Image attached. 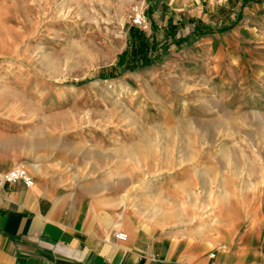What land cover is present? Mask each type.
<instances>
[{"label": "rangeland", "instance_id": "obj_1", "mask_svg": "<svg viewBox=\"0 0 264 264\" xmlns=\"http://www.w3.org/2000/svg\"><path fill=\"white\" fill-rule=\"evenodd\" d=\"M157 4L0 0V126L37 139L49 180L118 184L204 228L264 200L263 12ZM206 26L219 37L191 35Z\"/></svg>", "mask_w": 264, "mask_h": 264}, {"label": "crops", "instance_id": "obj_2", "mask_svg": "<svg viewBox=\"0 0 264 264\" xmlns=\"http://www.w3.org/2000/svg\"><path fill=\"white\" fill-rule=\"evenodd\" d=\"M157 3L158 12L195 16L263 12L253 20L264 24V0ZM209 35V42L219 37ZM32 147L37 139L0 126V174L21 165L33 178L31 186L0 182V264H264L263 199L238 217L213 218L204 228L172 227L160 203L125 196L118 184L71 186L49 180L31 162ZM117 230L126 237L116 238Z\"/></svg>", "mask_w": 264, "mask_h": 264}, {"label": "built area", "instance_id": "obj_3", "mask_svg": "<svg viewBox=\"0 0 264 264\" xmlns=\"http://www.w3.org/2000/svg\"><path fill=\"white\" fill-rule=\"evenodd\" d=\"M131 22L135 26L146 28L147 18L142 11L135 10L131 15ZM16 180H21L26 186H31L33 184L32 176L27 172V170L21 165H17L9 169L8 171L0 174V182H12ZM114 236L119 239H124L126 233L124 231L117 230Z\"/></svg>", "mask_w": 264, "mask_h": 264}, {"label": "trees", "instance_id": "obj_4", "mask_svg": "<svg viewBox=\"0 0 264 264\" xmlns=\"http://www.w3.org/2000/svg\"><path fill=\"white\" fill-rule=\"evenodd\" d=\"M226 28L225 27H222V28H220V30L222 31V30H225ZM134 31H138L137 29H135L134 28ZM214 30H211V29H209L207 26L205 27V28H194L193 30H192V32H191V35H193L194 37H199V36H201V35H203V34H206V33H211V32H213ZM139 32V31H138ZM142 41V40H141ZM183 41H186L185 40V38H181V39H179L178 40V42L179 43H181V42H183ZM140 48L142 49V50H140L141 52L143 51V50H145L144 48H145V41H142V43H140ZM145 52H146V50H145ZM144 52V53H145ZM144 53L142 54V55H140L141 57H143V58H145V55H144ZM145 62H143L144 64L145 63H148V60L145 58V60H144Z\"/></svg>", "mask_w": 264, "mask_h": 264}, {"label": "bare ground", "instance_id": "obj_5", "mask_svg": "<svg viewBox=\"0 0 264 264\" xmlns=\"http://www.w3.org/2000/svg\"><path fill=\"white\" fill-rule=\"evenodd\" d=\"M37 169V168H36Z\"/></svg>", "mask_w": 264, "mask_h": 264}]
</instances>
